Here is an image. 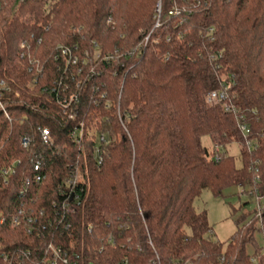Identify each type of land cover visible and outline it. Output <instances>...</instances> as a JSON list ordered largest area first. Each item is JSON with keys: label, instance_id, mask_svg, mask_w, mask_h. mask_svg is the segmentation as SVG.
Returning <instances> with one entry per match:
<instances>
[{"label": "trees", "instance_id": "trees-1", "mask_svg": "<svg viewBox=\"0 0 264 264\" xmlns=\"http://www.w3.org/2000/svg\"><path fill=\"white\" fill-rule=\"evenodd\" d=\"M0 103V264H264L194 205L264 196V0H2Z\"/></svg>", "mask_w": 264, "mask_h": 264}, {"label": "rangeland", "instance_id": "rangeland-1", "mask_svg": "<svg viewBox=\"0 0 264 264\" xmlns=\"http://www.w3.org/2000/svg\"><path fill=\"white\" fill-rule=\"evenodd\" d=\"M202 141L205 145H213L207 136L203 137ZM227 149L228 153L236 158L237 166L241 167V145L232 143ZM252 192L253 187L251 185H239L226 188L223 194L219 196L206 190L195 200L196 209L200 212H207L215 240L226 241L230 238L237 231V223L243 218L245 219L243 221L247 222L256 214L262 220L263 214L260 217L258 211L260 205L264 206V196H255ZM255 237L259 246H263L264 237L261 230L257 229ZM249 252H253L251 246L249 247Z\"/></svg>", "mask_w": 264, "mask_h": 264}, {"label": "built area", "instance_id": "built-area-1", "mask_svg": "<svg viewBox=\"0 0 264 264\" xmlns=\"http://www.w3.org/2000/svg\"><path fill=\"white\" fill-rule=\"evenodd\" d=\"M1 1L2 0H0V6H1ZM64 52L66 53L67 50L65 49ZM226 98H227V92H226L225 89L224 90H212V91L208 92L207 95H206V101H207L208 104H216V103H219L221 101H224ZM1 106H2V108H3V110H4L5 114H6V116L9 117V115H8L6 109L4 108V106L2 104H1ZM239 126H240L241 131L244 134V136L247 137L249 134H251V129L247 126L246 123L242 122V123L239 124ZM42 138H43V140H44L45 143L48 144L50 142V134H49V131L47 129H44L42 131ZM29 141H30V139L24 138L22 140L23 145L24 146H27V144L29 143ZM248 145L249 146H252V144L250 143V141H248ZM216 147L217 148H220L219 145H216ZM35 168L36 169H39V164L36 165ZM5 172H8V170H6ZM37 179L40 180L41 177L38 176ZM258 212H259L258 215L261 217V215L264 212V206L260 205ZM5 221H6V218L4 216H1L0 217V226L3 225L5 223ZM17 222L18 221L15 220L14 223H17ZM0 243H1V238H0ZM50 250H52L53 256H54V258H56V256L58 255L56 249L52 245H50ZM252 262H253V264H259L258 263L259 262L258 257H253L252 258ZM50 264H59V263H58L57 259H54V260L51 261Z\"/></svg>", "mask_w": 264, "mask_h": 264}]
</instances>
